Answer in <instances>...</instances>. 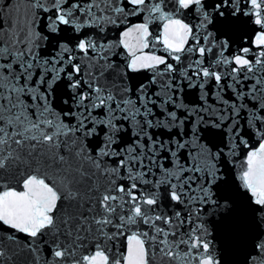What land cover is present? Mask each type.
I'll list each match as a JSON object with an SVG mask.
<instances>
[{
    "label": "snow or ice",
    "instance_id": "snow-or-ice-1",
    "mask_svg": "<svg viewBox=\"0 0 264 264\" xmlns=\"http://www.w3.org/2000/svg\"><path fill=\"white\" fill-rule=\"evenodd\" d=\"M0 264H264V0H0Z\"/></svg>",
    "mask_w": 264,
    "mask_h": 264
}]
</instances>
